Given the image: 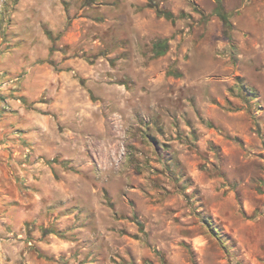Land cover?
Wrapping results in <instances>:
<instances>
[{"label": "rangeland", "instance_id": "1", "mask_svg": "<svg viewBox=\"0 0 264 264\" xmlns=\"http://www.w3.org/2000/svg\"><path fill=\"white\" fill-rule=\"evenodd\" d=\"M0 264H264V0H0Z\"/></svg>", "mask_w": 264, "mask_h": 264}]
</instances>
